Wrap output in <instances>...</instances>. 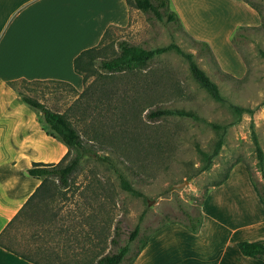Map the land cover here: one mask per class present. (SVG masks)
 <instances>
[{
  "label": "rangeland",
  "instance_id": "374dc122",
  "mask_svg": "<svg viewBox=\"0 0 264 264\" xmlns=\"http://www.w3.org/2000/svg\"><path fill=\"white\" fill-rule=\"evenodd\" d=\"M242 2L255 16L237 9L233 19L226 20L221 8L212 7L204 15L197 14L199 21L190 22L192 31L181 19L179 25L128 5L123 21L107 28L103 42L110 46L103 56L112 55V45L117 48L123 39L146 48L175 44L193 54L228 101L253 108V113L239 116L213 98L194 79L188 59L175 47L157 54L146 69L101 78L78 102L83 84L74 90L51 81L20 83L23 92L53 110L67 111L86 146L94 151L83 158L70 186L60 187L46 200L39 199L34 206L37 215L14 223L11 234L17 240L11 243L15 249L33 252L40 246L60 247L62 229L68 224L73 226L76 264L82 260L78 257L82 242L85 253L90 252L89 261L85 254L84 263L78 264L95 262L127 243L131 256L142 236L169 220L186 219L184 211L197 213L206 191L237 160L249 164L264 181V165L262 169L252 136L253 125L264 150V57L260 53L264 49V0ZM181 5L170 0L178 15L184 13L186 21L191 16L195 20L191 10ZM92 80L93 76L88 82ZM157 108L191 111L195 116L169 114L149 120L147 113ZM112 119L116 126L111 125ZM211 123L226 126L224 143L203 169L207 161L199 148L213 153L223 132ZM119 172L142 194L126 190ZM43 218L51 219V232L45 230ZM137 224L139 235L130 241Z\"/></svg>",
  "mask_w": 264,
  "mask_h": 264
},
{
  "label": "crops",
  "instance_id": "0c3cea01",
  "mask_svg": "<svg viewBox=\"0 0 264 264\" xmlns=\"http://www.w3.org/2000/svg\"><path fill=\"white\" fill-rule=\"evenodd\" d=\"M175 1L194 14L195 20L191 16L186 21L179 13L190 31V22L200 20L197 14L212 7L221 8L226 20L233 19L237 9L254 13L242 0ZM128 10L127 0H0V233L6 230L3 240L13 249L0 244V264H76L73 226L68 224L55 249L40 246L23 252L11 243L17 236L11 234L10 222L42 183V178L28 174V168L35 162H59L68 147L44 130L38 111L10 82L56 79L80 90L84 81L74 58L97 45L108 26L120 24ZM201 212L197 232L182 222L159 227L133 264H264L263 258L245 255L238 246L241 240L264 238V202L243 162L232 167L223 183L210 188ZM37 214L36 208L28 207L14 223ZM42 220L51 232V219ZM89 253L82 242L77 264L84 263L85 254L89 261Z\"/></svg>",
  "mask_w": 264,
  "mask_h": 264
},
{
  "label": "trees",
  "instance_id": "16d2710c",
  "mask_svg": "<svg viewBox=\"0 0 264 264\" xmlns=\"http://www.w3.org/2000/svg\"><path fill=\"white\" fill-rule=\"evenodd\" d=\"M128 5L138 8L144 13L150 15H154L156 18L163 19L166 18L167 21H173L181 25L180 17L178 13L173 10L170 6V0H127ZM109 33V29H107L101 39V41L92 47L86 48L82 50L75 58H74V68L76 72L82 75L84 81V88L78 94L77 102L83 100V97L87 92H89V87L93 86L94 82H98L101 78L109 77L115 73L122 72H137L143 69L150 64L151 60L159 53L169 50L172 47H175L180 53H182L189 61L190 69L194 79L204 87L209 94L215 98L216 100L226 103L228 107L237 115H242L244 112L253 113L254 109L250 107H246L240 104H235L230 101L223 95L219 85L211 79V77L199 66L193 54L184 52L179 46L175 44H170L166 46H159L156 48H146L142 45L131 43L130 41L123 39L120 40L117 44L118 47L115 48L112 45L113 54L109 56L104 55V49L109 44L103 42L106 35ZM204 45H207L206 42ZM115 48V49H114ZM261 55L264 57V49L260 50ZM93 76V80L89 81V78ZM56 82L60 84H66L71 86L74 90L76 89L72 84L66 82L64 80H27V79H19L12 80L10 83L12 86L18 89V92L21 98L28 103L30 106L35 108L42 114V118L40 120L42 122L44 130L55 137H58L61 141H63L67 147V153L62 157V159L57 163H45V162H35L32 167L28 168L27 172L29 175L36 176L42 178V183L37 187V189L33 192V194L29 197L24 207L14 216L10 225H13L15 221L19 219L21 214L25 212L26 208L38 206L39 199L46 200L49 198L51 194H55L60 187H68L71 184V181L75 175V173L79 170L81 161L87 155L93 154V148L86 146L83 134L81 131L74 125L71 116L67 111H56L52 108L48 107L45 102L39 100L38 98L23 92L20 89V83L25 84H34L41 82ZM101 100V98H100ZM98 97L95 99L96 106L98 107ZM90 102L87 103L89 106ZM169 114H180V115H191L195 116V114L191 111H185L180 109H169V108H157L150 110L147 113V117L149 120H157L163 116ZM111 120V125L116 126L115 122ZM117 121V120H116ZM211 125L218 130H223L220 133V137L216 142V146L213 153H208L207 151L199 148V152L202 158L207 161V163L203 166V169H206L209 166V162L213 156L217 155L224 143V133L226 126L211 123ZM252 136L254 138L257 150V157L259 159V163L262 166L264 165V150L258 141L257 132L252 125ZM91 140V139H90ZM92 141V140H91ZM243 162L251 175V179L256 187V190L260 196L262 202H264V181L259 180L252 168L245 161L237 160L226 171L225 175L217 181L214 186L220 185L223 183L230 175V171L232 167L239 163ZM119 176L121 178L122 186L128 190L133 192L134 194H142L138 189L133 187L130 181L119 172ZM209 191V190H208ZM206 191L203 199L200 203V208L197 213L191 211H184L186 219L184 220H169L164 222L162 225H165L168 222H182L191 230L197 232L202 223V212L201 205L203 204L205 197L208 193ZM161 225V226H162ZM159 226V227H161ZM159 227L153 229L149 234L142 236L139 239V243L137 246V250L129 256L130 252V244L127 243L121 246L118 251L115 252H107L105 254L100 255L97 261L92 262L90 264H133L136 257L140 254L143 248L146 246L150 235L156 231ZM6 230L0 233V244L4 247L12 249L9 244H7L3 240V234ZM140 232V224H137L133 229L130 241L136 239ZM112 242H115V239H112ZM238 246L241 252L245 255H249L252 257L263 258L264 259V238L258 240H241L238 242ZM13 250V249H12ZM16 253H19L14 249ZM25 255L23 253H20Z\"/></svg>",
  "mask_w": 264,
  "mask_h": 264
}]
</instances>
